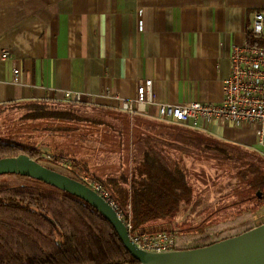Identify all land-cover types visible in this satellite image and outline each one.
<instances>
[{
	"label": "crops",
	"instance_id": "crops-1",
	"mask_svg": "<svg viewBox=\"0 0 264 264\" xmlns=\"http://www.w3.org/2000/svg\"><path fill=\"white\" fill-rule=\"evenodd\" d=\"M256 12L264 15V0H0V106L45 102L116 112L134 119L142 145L151 135L141 125L167 122L151 106L121 112L118 100L133 98L150 79L159 102H220L230 51L246 42ZM67 91L80 99H65ZM199 131L257 150L250 126L212 122ZM97 134L85 137L95 140L82 142L74 159L108 164L95 159Z\"/></svg>",
	"mask_w": 264,
	"mask_h": 264
},
{
	"label": "trees",
	"instance_id": "trees-1",
	"mask_svg": "<svg viewBox=\"0 0 264 264\" xmlns=\"http://www.w3.org/2000/svg\"><path fill=\"white\" fill-rule=\"evenodd\" d=\"M246 43L264 47V38L251 30L246 34ZM32 104L38 107L36 113L31 115L32 118L85 120V116H78L77 112H71L73 108L68 111L48 110V103L35 102ZM80 108L85 109L79 107L77 110H83ZM85 110L92 113L86 121L97 124L94 127L91 126L93 130L107 125L109 128L106 132L116 127L117 130L121 129V132H127V135L132 131L130 137L132 143L135 144L134 147L130 144L127 146L128 140L123 141L122 138L104 136V139L108 140V145L113 146L116 140L117 144L120 141L122 150L125 151V161H118V169L110 170L109 177L99 176L98 172L101 168L98 166L107 168L111 167L112 163L90 166L87 161L78 162L73 155H66L61 151L43 162L40 161L43 152L20 149L0 142V158L14 157L24 152L21 154L80 182H82L79 177L80 173L89 175L108 191L117 209L129 215L132 229L140 232L167 231L166 226L180 207L192 204V187L187 174L179 161L171 158L170 149L187 150L194 153L195 148H198L205 153L217 152L226 155L224 151H218L210 146H236L218 141L196 129L165 123L159 125L166 127L164 129L169 130L168 132L142 138L141 145L134 140L136 134L133 132L131 119L120 116L116 112H106L100 115L88 108ZM112 115L117 126L103 120ZM121 118L124 122L118 120ZM128 120L131 123H128ZM122 123H125L124 127ZM174 135L179 136L178 140L174 138ZM83 138L88 139L84 136ZM124 143H126L125 146ZM129 146L132 148L129 149ZM236 147L244 150V148ZM67 163L69 166L66 165ZM259 169L248 163L240 166L238 173L242 178L249 177L248 184L251 188L264 191V171L261 172ZM53 188L59 193L56 195L42 194L30 190L0 188V264L138 263L123 246L111 224L96 209L72 194ZM257 192L255 197L260 199ZM246 210L249 211L250 208ZM256 225L258 224L250 222L244 224L243 222L241 229L222 237L208 235L205 231L206 227L200 225L193 231H189L190 234L198 235L199 243L185 247L180 246L182 242L176 239L177 248L189 249L205 246L247 231Z\"/></svg>",
	"mask_w": 264,
	"mask_h": 264
},
{
	"label": "rangeland",
	"instance_id": "rangeland-1",
	"mask_svg": "<svg viewBox=\"0 0 264 264\" xmlns=\"http://www.w3.org/2000/svg\"><path fill=\"white\" fill-rule=\"evenodd\" d=\"M47 108L48 110L61 111H68L73 108L71 112H77L78 116H85V120L32 118L31 115L38 110L36 104L17 103L2 105L0 106V142L20 149L43 152L42 157L40 156V161L46 162L48 154L54 156L59 154V151L66 153V155H70L74 151L80 152L82 150V142L91 143L95 140H85L83 136L90 137L92 133H98L99 138L97 140H99L102 147H100L99 155L95 159L100 162L104 158L107 159L108 165L113 164L107 168L98 166L101 168L98 175L103 178L109 177L110 170L115 171L118 169V161H125V151L122 150L120 141L117 144L116 140L113 146L111 144L109 146L108 140L107 138L104 139V136L122 138L123 141L128 140L127 146L129 144L132 147L135 146L130 137L132 131L127 135V132H121V129L117 130L116 127V129L112 128L106 132V129L109 128L107 125L106 127L103 125L99 129L93 130L91 126L94 127L97 124L86 121L92 113L86 112L83 108H80L83 110H77L79 107L62 104H48ZM113 117V115L108 116L103 120L106 123L111 122L117 126L112 119ZM128 119L133 121L132 127L134 130L137 124L134 123V119ZM118 120L124 122L123 118ZM128 123H131V121L128 120ZM167 124L170 123L167 122ZM124 126L125 123H122V127ZM141 126L147 127V131L151 136H157L169 131L164 129L166 127L157 123H146L145 126ZM178 137L174 135L177 140ZM125 145L126 143H124ZM132 147L129 146V149ZM210 148L221 152L224 151L226 155L209 151V153H205L198 148L199 151L195 148L194 153L187 150H169L171 158L173 160L176 158L185 170L192 187V204L182 205L168 226H166L167 231L173 233L176 239L182 242L180 246L188 247L199 243L198 235L195 233L190 234L189 231H193L200 225L206 227L205 231L208 235L222 237L241 229L242 227L240 228V226L243 222L244 224L246 222L255 224L264 222V191L251 188L248 184L249 177L242 178L239 175L240 173H238L240 166L248 163L260 168L259 170L263 172L264 156L258 149L243 150L229 145H216L210 146ZM2 187H8L12 190L36 191L42 194L56 195L59 193L52 186L35 178L13 173L0 174V188ZM257 191L260 193V199L255 197ZM256 204H258L257 207ZM246 208H250V210L247 211Z\"/></svg>",
	"mask_w": 264,
	"mask_h": 264
},
{
	"label": "built area",
	"instance_id": "built-area-1",
	"mask_svg": "<svg viewBox=\"0 0 264 264\" xmlns=\"http://www.w3.org/2000/svg\"><path fill=\"white\" fill-rule=\"evenodd\" d=\"M264 15L256 12L251 30L261 35ZM6 52L1 54L2 58ZM230 71L223 80L222 99L218 103L191 101L185 103L159 102L155 100L150 79L139 83L133 98H120L118 110L129 114H143L146 106L155 108L160 121L175 123L196 130L207 129L212 122H230L250 126L257 149L264 156V47L234 45L229 54ZM65 99L78 101V93L67 91ZM50 158V156H47ZM82 183L98 193L116 211L124 223L130 241L147 252H168L177 250L176 237L168 231L140 232L132 229L129 215L117 209L108 191L97 180L80 173Z\"/></svg>",
	"mask_w": 264,
	"mask_h": 264
},
{
	"label": "water",
	"instance_id": "water-1",
	"mask_svg": "<svg viewBox=\"0 0 264 264\" xmlns=\"http://www.w3.org/2000/svg\"><path fill=\"white\" fill-rule=\"evenodd\" d=\"M6 173L35 178L91 205L111 224L123 246L138 262L136 264H264V222L205 246L147 252L130 241L127 229L114 208L82 182L54 171L25 154L0 158V174ZM257 195L260 196V193L257 192Z\"/></svg>",
	"mask_w": 264,
	"mask_h": 264
}]
</instances>
